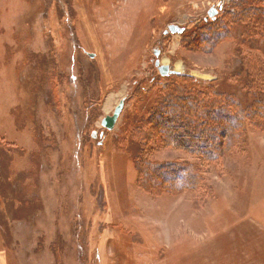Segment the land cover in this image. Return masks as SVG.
<instances>
[{"label": "rangeland", "instance_id": "rangeland-1", "mask_svg": "<svg viewBox=\"0 0 264 264\" xmlns=\"http://www.w3.org/2000/svg\"><path fill=\"white\" fill-rule=\"evenodd\" d=\"M233 1L0 0V264H264V129L207 161L142 121L167 95L252 103Z\"/></svg>", "mask_w": 264, "mask_h": 264}, {"label": "trees", "instance_id": "trees-1", "mask_svg": "<svg viewBox=\"0 0 264 264\" xmlns=\"http://www.w3.org/2000/svg\"><path fill=\"white\" fill-rule=\"evenodd\" d=\"M224 11L234 21H232L234 24L249 25L251 30L257 32L255 34L259 40L254 39L250 42V46L264 54V0H234ZM221 29L224 34L228 33L225 27L222 26ZM210 34L212 38L217 36L216 31H212ZM201 40V46H208L214 42L203 37ZM258 42H262L259 47L255 45ZM248 64H252L251 67L255 66L256 68L253 71L250 68L249 70ZM245 66L246 70L251 72L244 79L252 100L249 106H241L232 99H227V103L221 101L220 106H215L214 103L204 101V98L201 100V98H193L188 94H186L188 98L184 95H167L166 99L162 98L157 102L156 108L150 112L149 119L142 120L143 123L150 124L154 130L158 128L164 132L162 136H158L163 145L183 148L207 161L214 160L219 148L223 147L230 139L228 134L233 135L236 131L242 133L246 123L264 129V60L249 55ZM168 77L182 79L185 76L173 73ZM137 88L138 86L135 87L134 94L138 91ZM212 94L214 97L220 98V94L215 92ZM211 144H213L212 149L209 148ZM198 146L201 148H197ZM162 165H158L157 170L163 168L164 170L169 169L171 174L187 173L189 180L196 174L195 168L186 163H171L165 167Z\"/></svg>", "mask_w": 264, "mask_h": 264}, {"label": "water", "instance_id": "water-1", "mask_svg": "<svg viewBox=\"0 0 264 264\" xmlns=\"http://www.w3.org/2000/svg\"><path fill=\"white\" fill-rule=\"evenodd\" d=\"M215 12L211 11L208 13V17H214ZM169 31L171 34L176 33V32H181L180 29H178L175 26H169ZM154 56L157 58L158 57V52L154 51L153 52ZM155 67H157L158 73L162 77H166L170 74L177 73L175 71H172L169 69L168 66H160L159 61L156 60L154 62ZM123 108V101L119 102V105L114 109L112 115L110 116H105L101 121H100V126L105 129L106 131H112L114 129V126L119 118V115L122 111ZM95 137V136H94Z\"/></svg>", "mask_w": 264, "mask_h": 264}, {"label": "bare ground", "instance_id": "bare-ground-1", "mask_svg": "<svg viewBox=\"0 0 264 264\" xmlns=\"http://www.w3.org/2000/svg\"><path fill=\"white\" fill-rule=\"evenodd\" d=\"M165 66V65H164ZM178 67V66H177ZM179 68V67H178Z\"/></svg>", "mask_w": 264, "mask_h": 264}]
</instances>
